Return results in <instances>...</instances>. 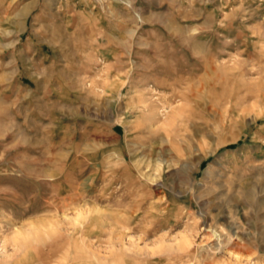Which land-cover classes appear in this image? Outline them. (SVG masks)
<instances>
[{
	"label": "rangeland",
	"instance_id": "374dc122",
	"mask_svg": "<svg viewBox=\"0 0 264 264\" xmlns=\"http://www.w3.org/2000/svg\"><path fill=\"white\" fill-rule=\"evenodd\" d=\"M0 264H264V0H0Z\"/></svg>",
	"mask_w": 264,
	"mask_h": 264
},
{
	"label": "bare ground",
	"instance_id": "6f19581e",
	"mask_svg": "<svg viewBox=\"0 0 264 264\" xmlns=\"http://www.w3.org/2000/svg\"><path fill=\"white\" fill-rule=\"evenodd\" d=\"M32 223V222H31ZM19 231H17V234H19L18 236H21V234L20 233H18Z\"/></svg>",
	"mask_w": 264,
	"mask_h": 264
}]
</instances>
